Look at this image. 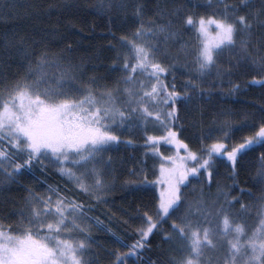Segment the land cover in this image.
Masks as SVG:
<instances>
[{"label":"snow or ice","instance_id":"1","mask_svg":"<svg viewBox=\"0 0 264 264\" xmlns=\"http://www.w3.org/2000/svg\"><path fill=\"white\" fill-rule=\"evenodd\" d=\"M15 7L0 0V11ZM53 7L43 11L51 16ZM200 7L134 0L129 15L128 0H97L92 14L116 28L107 36L112 63L101 77L98 66L86 69L72 58L71 44L54 51L31 33L0 37V264H264V153L256 173L259 227L248 235L241 220L243 197L253 195L241 187V162L264 148V102L239 125L225 117L207 131L199 107L225 78L230 93H239L236 70L264 89V0H205ZM13 61L21 70L10 73ZM178 68L188 69L179 86ZM149 126L159 131L149 134ZM189 127L200 130L194 144L182 138ZM138 129L145 158L128 171L143 179L125 186L163 187L150 208L137 211L129 243L112 230L111 216L105 224L93 213L115 203L107 199L115 191L112 153L131 146L122 136ZM149 159L158 164L151 181ZM225 162L231 186L219 182L216 166ZM49 172L63 183L49 182ZM13 186L26 193L19 204ZM213 188L215 197L206 199ZM157 238L159 254L145 259Z\"/></svg>","mask_w":264,"mask_h":264},{"label":"trees","instance_id":"2","mask_svg":"<svg viewBox=\"0 0 264 264\" xmlns=\"http://www.w3.org/2000/svg\"><path fill=\"white\" fill-rule=\"evenodd\" d=\"M97 0H10V3L16 5L13 11L9 12L6 9L0 11V37L4 34L9 36L15 33H31L37 40L42 38L48 43L54 51H59L66 47L67 44H71L72 58L79 62L83 60L85 62L86 69L92 66H98L99 71L94 73L97 77L106 76L108 69L112 63V57L114 53L108 51L109 39L107 38L109 30L116 31L115 25L109 24L105 17L92 14L91 5H94ZM134 0H128L129 9L128 13L131 15V6ZM189 4H198L201 7L198 11H203V5L205 0H186ZM258 3V0H257ZM55 5L51 9V16H48L43 10L48 8L49 5ZM32 5H39V8H33ZM65 5H79L82 11L79 14L69 13L67 11H61ZM37 11L40 15H37ZM113 17L117 16V13L113 11ZM48 33V35H45ZM53 33H58L53 35ZM67 33L65 36L64 34ZM117 32V35H120ZM187 38V37H186ZM2 43V41H0ZM12 68L8 69L10 73L20 71L17 67L19 61H13ZM187 68H178L177 78L178 86L183 82L180 76L181 72H187ZM93 75V73H89ZM251 73L243 70H236L232 76V81L241 85V91L239 93L231 94L229 89V80L217 82L218 86L211 89V95H205L203 101L200 102V110L204 113V119L202 121V130L207 131L209 127H216V123H219L225 117L233 119L237 125L244 119L245 113H252L255 109L252 105L255 103L258 107L261 102H264V89L259 85L251 84ZM111 84V79L108 80ZM214 121L216 123H214ZM159 130L153 129L149 126V134H156ZM200 134L199 129L188 128L182 134V138L185 142L195 143V137ZM249 134V133H245ZM144 132L142 130H134L131 133L122 136L123 140L131 139L133 144L129 147L121 145L119 149L112 153L114 161V173L113 179L115 182V191L107 197L109 201L115 203H109L108 205H101L98 209L101 219L107 224L109 223L107 216L112 217V230L117 235L122 236L126 242H131L130 237L134 234L136 227L135 217L138 210H144L150 208L155 202L154 197H159L158 186H150L146 191L135 190L137 185L125 186V181L136 180L140 181L143 176L132 177L129 175V169L135 167L140 168L138 162L144 159L145 146L143 142ZM239 141L240 136L235 138ZM161 151H164L162 148ZM264 153V148L257 146V150L251 152L241 162L245 171L241 175V187L250 190L253 194L251 197L245 195L243 197V203L248 206V211L243 214L241 220L244 223L252 224L255 220H258L259 215L258 207L260 204V198L262 192L260 186L256 182V173L259 166L258 157ZM150 155V153H149ZM123 162V163H122ZM226 163L217 164L216 170L219 172V182L222 185L231 186V180L227 177L229 175V169ZM158 168V164L154 167L153 161L148 160V168L145 170V175L148 180H154L156 176L153 174ZM36 176L41 180H45V176L39 172ZM49 182L56 181L63 183L59 180V177L54 175V172L48 174ZM27 183V181H26ZM29 187L43 190V186L39 183H29ZM142 187V185H141ZM229 190V189H226ZM216 193V189L213 188L211 193L205 190V195H212ZM235 194V193H234ZM10 195L17 203L22 202V198L26 193L15 186L12 187ZM191 193L189 196L191 197ZM234 215L239 214V208L233 210ZM250 216V218H249ZM123 221H127L125 225ZM15 226V221H12ZM259 226V225H258ZM165 229L168 225H164ZM101 241L109 240L108 236L104 234H96ZM159 243V238L153 242L152 250L148 252L145 259L148 257L156 258L159 254L156 248V244ZM101 259H104L103 253H101ZM132 264V261H129Z\"/></svg>","mask_w":264,"mask_h":264},{"label":"rangeland","instance_id":"3","mask_svg":"<svg viewBox=\"0 0 264 264\" xmlns=\"http://www.w3.org/2000/svg\"><path fill=\"white\" fill-rule=\"evenodd\" d=\"M163 148V147H162ZM164 149V148H163ZM166 154H170V153H166ZM162 187L163 186H158V190H159V195H160V191L162 190ZM214 195H216V193L214 194ZM209 197H215V196H212V195H205V198L207 199V198H209ZM249 218H250V216H249ZM257 222H258V220H255L252 224H247V223H244V225H245V232L248 234V235H250L251 234V232L256 228V227H259L258 225H257Z\"/></svg>","mask_w":264,"mask_h":264}]
</instances>
